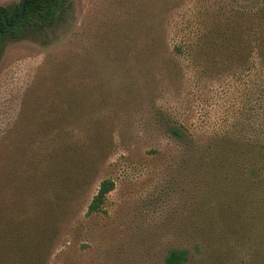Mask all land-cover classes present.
<instances>
[{
    "label": "rangeland",
    "instance_id": "374dc122",
    "mask_svg": "<svg viewBox=\"0 0 264 264\" xmlns=\"http://www.w3.org/2000/svg\"><path fill=\"white\" fill-rule=\"evenodd\" d=\"M218 7L68 0L51 26L0 44V264H163L174 249L188 264L247 258H223L243 235L217 229L222 207L157 118L171 114L203 144L228 128L239 100L227 79L173 55L225 21ZM105 179L115 189L87 216ZM212 220L220 240L201 234Z\"/></svg>",
    "mask_w": 264,
    "mask_h": 264
},
{
    "label": "trees",
    "instance_id": "16d2710c",
    "mask_svg": "<svg viewBox=\"0 0 264 264\" xmlns=\"http://www.w3.org/2000/svg\"><path fill=\"white\" fill-rule=\"evenodd\" d=\"M21 1H25V9L18 25L19 4L0 6V44L9 37H18L31 25L51 26L68 0ZM217 1L225 21L218 20L209 32L176 44L173 55L188 59L203 73L227 79L226 90L239 100V104L232 100L234 117L226 120L228 128L214 133L205 144L171 114L157 112V118L166 135L188 156L185 161L193 160L207 180V199L215 202L212 207H222L217 229L225 224L231 230L240 229L243 235V248L221 250L223 258L228 261L244 254L248 259L241 264H264V0ZM237 105L241 106L236 110ZM114 189L112 179L103 180L87 216L101 212ZM210 226L216 229L212 220L201 234L211 233L220 240L217 233L209 232ZM210 244L206 248L210 249ZM204 251L203 246L198 247L199 253ZM189 260V250L174 249L163 264H188Z\"/></svg>",
    "mask_w": 264,
    "mask_h": 264
},
{
    "label": "water",
    "instance_id": "95a60500",
    "mask_svg": "<svg viewBox=\"0 0 264 264\" xmlns=\"http://www.w3.org/2000/svg\"><path fill=\"white\" fill-rule=\"evenodd\" d=\"M19 7H20V14H19V17H18L15 25H18L19 22L21 21L22 17H23L24 9H25V1H21L19 3Z\"/></svg>",
    "mask_w": 264,
    "mask_h": 264
}]
</instances>
